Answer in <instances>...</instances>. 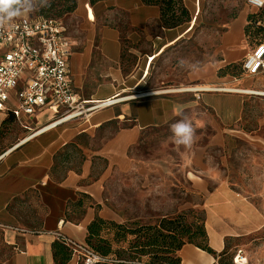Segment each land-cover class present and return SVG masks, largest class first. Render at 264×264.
Masks as SVG:
<instances>
[{
  "label": "crops",
  "instance_id": "1",
  "mask_svg": "<svg viewBox=\"0 0 264 264\" xmlns=\"http://www.w3.org/2000/svg\"><path fill=\"white\" fill-rule=\"evenodd\" d=\"M105 9L124 14L132 27L131 37H144L150 46L140 49L135 67L126 70L119 26L96 24L92 39L81 41L67 32L72 43L70 76L78 97L89 103L115 101L46 130L41 129L56 118L49 108L15 119L31 134L19 133L12 143L0 146V223L7 226L0 227V264H59L53 250L57 231L86 242L95 216L127 221L129 217L116 209L113 193L122 177L136 185L131 191L144 193V203L151 192L165 190L163 180L168 185L174 155L141 157L135 148L144 135L171 130V124L182 118L178 112L195 130L209 129V134H196L191 148L177 147L176 166L196 191L204 193L205 225L213 250L186 243L178 251L180 264L224 263L237 250L261 262L263 253L257 257L249 253L254 243L235 240L254 239L255 246L264 245V72L240 79L220 73L242 63L252 50L245 30L251 10L242 9L226 23L213 54L197 63L196 70L187 67L169 84L215 89L135 96L158 90L149 82L153 61L184 37L198 17L192 25L165 28L159 6L143 0H103L94 5L79 0L76 11L93 23ZM7 119L8 112L0 111V130L4 129L0 145L7 137ZM238 141L257 146L250 153L256 160L250 157L246 162L250 172L239 179L233 177L229 161L232 144ZM78 261V255L72 254L62 264Z\"/></svg>",
  "mask_w": 264,
  "mask_h": 264
},
{
  "label": "rangeland",
  "instance_id": "2",
  "mask_svg": "<svg viewBox=\"0 0 264 264\" xmlns=\"http://www.w3.org/2000/svg\"><path fill=\"white\" fill-rule=\"evenodd\" d=\"M184 2L189 8L192 16L191 21L184 25H192L195 16L198 18L195 21L194 27L186 32L184 37L174 45L166 48V50L153 61L149 82L152 81L158 90L173 88V86H169V84L175 83L171 81V79L176 80L178 74L182 73V71H186L187 67L181 68L178 65L180 59H185L191 64H197L209 58L218 45V38L226 23L235 17L242 9L249 8L251 10L249 15L256 14L258 16L259 25L255 24V27H262L264 25V16H259L262 9H253L248 0H184ZM31 13H28V15ZM60 19L66 26L67 32L78 41L92 39L96 24L102 25L107 23L119 26L122 38V62L126 70H132L135 67L136 60H138L140 56L138 51H141L140 49H148L150 46V42L144 37L140 40L131 37L132 27L128 23L126 16L121 12L117 13L115 10H102L97 21L93 23L88 21L83 12L76 10ZM262 29L258 39L264 41V28ZM98 38L99 37L96 36V40H98ZM254 43L255 41L253 44L249 43L250 47H252ZM241 64L242 63H236L235 66L229 70V73L238 79L247 76L250 77L251 75H247L243 71ZM258 82L257 80L254 85ZM57 118L58 117L54 120ZM208 131L209 129L207 128L200 131L196 130V134H209ZM7 132V137L2 140L3 143L0 146L12 143L18 137L19 133H25L26 136L31 134L27 133V129L15 119H10V121H8ZM202 143L203 142H200L199 144ZM177 147L183 149V146L175 144L173 134L171 130L167 128L146 134L142 137L138 148H135V152L138 153V156L149 158L162 154L165 155L166 152L172 153L174 155V164L171 166V173L167 178L168 185H164L163 180L165 190H155L148 194L146 203H144V193L130 190L136 186L134 182L132 183L131 178L125 176L122 177V183H116L113 187V193L117 198L116 203H118L116 209L122 215L125 214L126 217H129L127 221L122 223L131 227L156 224L164 216H171L179 213H185L188 221L193 220L192 215L194 213L200 215L205 220V212L202 205L204 193L196 191L188 175H184L180 168L178 170L176 166L178 161L176 155ZM232 151V158L229 160L232 174L234 178L239 179L243 174L250 172L249 169L247 170L246 162L247 160L251 161V158H253V161L256 160V157H251L250 153H255V151H257V146L248 144L244 141H238L232 144ZM133 179L136 180V178ZM255 236H259V234ZM232 241L233 240H231V242ZM248 241L254 243L252 249L249 250L252 257H257L262 253L264 254V245L258 243L257 245L260 246H255L256 242L254 239H239L235 240V243L243 244ZM241 247L246 248L247 246Z\"/></svg>",
  "mask_w": 264,
  "mask_h": 264
},
{
  "label": "built area",
  "instance_id": "3",
  "mask_svg": "<svg viewBox=\"0 0 264 264\" xmlns=\"http://www.w3.org/2000/svg\"><path fill=\"white\" fill-rule=\"evenodd\" d=\"M250 3V0H248ZM251 4V3H250ZM262 8L264 5L256 6ZM72 43L60 18L24 15L0 27V111L12 113L16 119L31 116L49 108L58 117L50 124L87 116L90 112L114 101L87 102L76 94L70 76L69 60ZM247 75L264 72V42L252 48L242 62ZM190 91L200 92L198 85L140 92L152 93ZM134 96V95H133ZM49 124V125H50ZM0 227H7L0 223ZM78 255L77 264H94L105 257L92 250L85 242H78L57 231ZM216 264H264L252 261L243 250H237L232 260Z\"/></svg>",
  "mask_w": 264,
  "mask_h": 264
},
{
  "label": "trees",
  "instance_id": "4",
  "mask_svg": "<svg viewBox=\"0 0 264 264\" xmlns=\"http://www.w3.org/2000/svg\"><path fill=\"white\" fill-rule=\"evenodd\" d=\"M92 5L103 0H89ZM146 4L160 8V23L165 28H174L191 21V13L184 0H143ZM79 0H50V6L39 8L31 15L61 18L74 12ZM259 16H264V6ZM258 16L250 14L246 25V37L255 48L263 40L258 39L261 27ZM263 30V29H262ZM235 65L220 70L221 74H230ZM242 67V64H241ZM16 119L8 114V121ZM0 130V139L4 135ZM196 215V216H195ZM188 221L185 213L164 216L156 224L131 227L124 223L110 221L97 215L88 225L86 244L96 253L105 257L94 264H180L178 251L186 243H193L209 252L208 233L205 220L193 214ZM56 262L62 264L73 254V250L60 238L53 243Z\"/></svg>",
  "mask_w": 264,
  "mask_h": 264
},
{
  "label": "clouds",
  "instance_id": "5",
  "mask_svg": "<svg viewBox=\"0 0 264 264\" xmlns=\"http://www.w3.org/2000/svg\"><path fill=\"white\" fill-rule=\"evenodd\" d=\"M256 6L264 5V0H250ZM50 6V0H0V27L12 22L15 18ZM178 65L181 68L189 67L196 70L197 65L191 64L185 59H180ZM182 118L171 124L170 129L173 134L175 144L185 148H191L195 143L196 130L191 122L183 117L182 113H177Z\"/></svg>",
  "mask_w": 264,
  "mask_h": 264
},
{
  "label": "bare ground",
  "instance_id": "6",
  "mask_svg": "<svg viewBox=\"0 0 264 264\" xmlns=\"http://www.w3.org/2000/svg\"><path fill=\"white\" fill-rule=\"evenodd\" d=\"M211 89H215V88L208 87V86H199V90H211ZM226 89L237 90L238 88L226 87ZM242 90H243V89H242ZM247 91H249V90H247ZM126 97H128V96H126ZM123 98H125V97H123ZM120 99H121V98H120ZM110 101H115V99H111ZM98 104H101V105H102V104H104V102H99ZM58 123H60V121L55 122V123H52V124H50L49 126L43 128V129H41V130L49 129L50 127L55 126V125L58 124ZM41 130H40V131H41ZM38 132H39V131H38Z\"/></svg>",
  "mask_w": 264,
  "mask_h": 264
}]
</instances>
